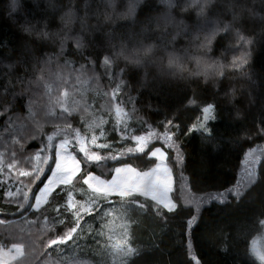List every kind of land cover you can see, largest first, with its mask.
Segmentation results:
<instances>
[{"label": "trees", "instance_id": "1", "mask_svg": "<svg viewBox=\"0 0 264 264\" xmlns=\"http://www.w3.org/2000/svg\"><path fill=\"white\" fill-rule=\"evenodd\" d=\"M159 10L148 0L141 15ZM44 19L30 0H0V250L23 249L11 264H254L247 245L264 220L260 26L245 29L255 36L247 70L219 90H191L111 62L102 45L49 52L25 32ZM189 20L187 38L209 26ZM63 140L81 171L34 209ZM157 148L173 173L172 210L139 194L98 193L85 181L88 174L110 180L124 166L145 173ZM250 150L256 156L245 163ZM117 217L118 229L109 230Z\"/></svg>", "mask_w": 264, "mask_h": 264}, {"label": "clouds", "instance_id": "2", "mask_svg": "<svg viewBox=\"0 0 264 264\" xmlns=\"http://www.w3.org/2000/svg\"><path fill=\"white\" fill-rule=\"evenodd\" d=\"M19 6L24 0H11ZM42 6L45 19L39 29L25 32L54 54L66 50L88 51L94 44L111 53V62L154 78L195 90L196 86L219 90L234 81L252 64L255 36L246 26L259 25L264 32V0H157L159 11L141 15L148 0H30ZM223 6V13L217 8ZM215 13V14H214ZM192 20L209 25L188 37ZM8 19V13H5ZM225 37V49L216 51ZM33 56L43 58L32 50ZM232 102L239 99L235 87L228 89ZM264 241V220L251 239ZM254 264L264 257L251 253Z\"/></svg>", "mask_w": 264, "mask_h": 264}, {"label": "rangeland", "instance_id": "3", "mask_svg": "<svg viewBox=\"0 0 264 264\" xmlns=\"http://www.w3.org/2000/svg\"><path fill=\"white\" fill-rule=\"evenodd\" d=\"M79 77V76H78ZM128 127V122L126 123ZM96 144V141H93ZM56 165L50 178L37 195L34 209H39L49 199L51 193L60 185L71 183L81 171V163L78 158L70 151V141L63 140L57 144ZM151 156L156 159V164L153 168L145 173L137 171L131 166L116 168L110 180L103 179L97 175L88 174L85 178L87 185L95 192L106 195L128 196L139 194L145 198H150L158 205L172 210L175 207L172 200V191L174 185L173 173L166 161V155L160 148L155 149ZM254 150H250L246 161L255 157ZM40 155L37 158V168L40 167L42 160L39 161ZM47 161V160H46ZM44 162V165L46 164ZM43 165V166H44ZM117 216V215H116ZM116 221L109 222V230L118 229L120 217L114 218ZM116 226V227H115ZM118 244L123 245L126 242V237L117 233ZM121 248L117 251L120 257L123 255ZM125 250L124 248H122ZM128 253L130 250L128 249ZM251 253L264 257V241L259 237L253 239L251 243ZM23 249L21 247H12L10 249L0 250V264H11L21 260ZM118 257V256H117ZM26 263V261H25ZM74 264H89V263H74Z\"/></svg>", "mask_w": 264, "mask_h": 264}, {"label": "snow or ice", "instance_id": "4", "mask_svg": "<svg viewBox=\"0 0 264 264\" xmlns=\"http://www.w3.org/2000/svg\"><path fill=\"white\" fill-rule=\"evenodd\" d=\"M43 181H41L40 183H42ZM39 187V184L37 185V188ZM33 195H35V193H33Z\"/></svg>", "mask_w": 264, "mask_h": 264}, {"label": "water", "instance_id": "5", "mask_svg": "<svg viewBox=\"0 0 264 264\" xmlns=\"http://www.w3.org/2000/svg\"><path fill=\"white\" fill-rule=\"evenodd\" d=\"M69 239H70V237L67 240H69ZM58 242H60V241H58Z\"/></svg>", "mask_w": 264, "mask_h": 264}]
</instances>
